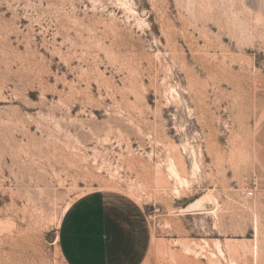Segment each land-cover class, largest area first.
<instances>
[{"label": "rangeland", "instance_id": "rangeland-1", "mask_svg": "<svg viewBox=\"0 0 264 264\" xmlns=\"http://www.w3.org/2000/svg\"><path fill=\"white\" fill-rule=\"evenodd\" d=\"M263 130L264 0H0V264H65L95 191L143 264H264Z\"/></svg>", "mask_w": 264, "mask_h": 264}, {"label": "crops", "instance_id": "crops-1", "mask_svg": "<svg viewBox=\"0 0 264 264\" xmlns=\"http://www.w3.org/2000/svg\"><path fill=\"white\" fill-rule=\"evenodd\" d=\"M260 147L264 152V130ZM151 242L143 209L110 191L75 200L61 218L56 239L65 264H143Z\"/></svg>", "mask_w": 264, "mask_h": 264}, {"label": "built area", "instance_id": "built-area-1", "mask_svg": "<svg viewBox=\"0 0 264 264\" xmlns=\"http://www.w3.org/2000/svg\"><path fill=\"white\" fill-rule=\"evenodd\" d=\"M253 193V190L250 189L246 192V196L251 198L253 196Z\"/></svg>", "mask_w": 264, "mask_h": 264}, {"label": "bare ground", "instance_id": "bare-ground-1", "mask_svg": "<svg viewBox=\"0 0 264 264\" xmlns=\"http://www.w3.org/2000/svg\"><path fill=\"white\" fill-rule=\"evenodd\" d=\"M196 204H197V203H196ZM196 204H195L194 206H192V207H195V206H196ZM192 207H191V208H192Z\"/></svg>", "mask_w": 264, "mask_h": 264}]
</instances>
